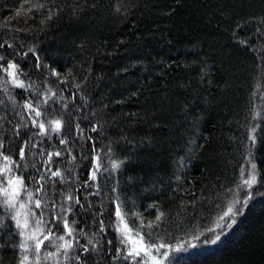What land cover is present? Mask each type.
Wrapping results in <instances>:
<instances>
[{
    "label": "trees",
    "instance_id": "trees-1",
    "mask_svg": "<svg viewBox=\"0 0 264 264\" xmlns=\"http://www.w3.org/2000/svg\"><path fill=\"white\" fill-rule=\"evenodd\" d=\"M72 5L80 8L74 11ZM0 46V55L22 63L26 59L29 67L35 56L22 54L34 48L44 66L30 73L34 87L28 91L0 82V140L5 154L20 165L16 171L25 177L27 189L39 187L31 176L38 179L46 171L48 152H62L51 167L74 184L77 178L83 182L94 157L100 156L98 179L89 181L93 187L88 191L96 192L97 184L100 190L89 200L97 208L103 204L105 217L111 211V219H105V234L99 233L98 223L80 225L87 239L103 244L99 253L91 254L98 264H136L140 259H125L131 245H122V233L114 230L117 195L129 226L149 243L171 245L161 252L170 259L180 258V264H264V196L255 189L249 206L231 230L224 229L221 241L203 243L206 229L234 199L241 169L247 173L250 167L248 129L256 122L254 112L264 114V102L259 100L264 93V0H0ZM48 65L61 71V79L68 83L51 76ZM25 100L43 111L40 120L49 129L46 136L35 135L39 129L31 124L34 113L22 107ZM189 109H195L199 118L198 130L191 136L196 143L191 145L185 119ZM69 117L71 135L50 131L51 120ZM17 125L20 136L14 135ZM96 125L98 132H92ZM61 135L67 136V145L59 144ZM125 135L138 142L150 137L152 142L138 143L133 150L121 140ZM25 140L22 161L18 148ZM93 143L95 151H90ZM110 144L113 158L123 159L129 153L134 157L123 174L111 169ZM178 155L184 157L181 166L175 164ZM253 160L260 179L264 144L259 140ZM45 205L31 207L37 217L43 210L44 219L50 220L47 197ZM158 210L163 213L159 222ZM8 220L0 198V225ZM87 239L79 237L80 244ZM47 245L45 241L42 251L54 250ZM116 248L122 249L118 259H114ZM153 254L164 259L160 252ZM17 259L18 249L0 247V264H16Z\"/></svg>",
    "mask_w": 264,
    "mask_h": 264
},
{
    "label": "snow or ice",
    "instance_id": "snow-or-ice-1",
    "mask_svg": "<svg viewBox=\"0 0 264 264\" xmlns=\"http://www.w3.org/2000/svg\"><path fill=\"white\" fill-rule=\"evenodd\" d=\"M37 7H43V5H37ZM75 11L76 8H80V5L71 6ZM81 10H83L81 8ZM119 11V8H117ZM51 16H49V19ZM259 31V30H258ZM242 43H244L242 41ZM2 47V46H0ZM11 47V45H8ZM29 53L35 56V63L29 67L26 59L22 63L16 59H6L4 55H0V72L4 75L0 77V82L8 84L16 89L28 91L34 87L30 82V73L34 70H41L44 66L40 63L39 56H36L35 49L29 48L28 52H24L23 58H27ZM47 70L51 76L56 77L61 83H68L67 79H61V71L51 65L47 66ZM201 71H205V67L202 66ZM264 71V69H262ZM68 76H72L69 71ZM203 79V76L201 77ZM77 89H80L81 85H76ZM48 93L55 95V92L51 89H47ZM11 98V94L8 93ZM47 94V93H46ZM19 95L23 96V92ZM257 93H253L256 96ZM83 98V97H82ZM259 100L264 102V93L259 95ZM46 102V101H44ZM22 107L27 109L30 113H34V117L31 120L33 127L38 128L39 131L35 135L44 137L48 134L49 129L46 128L45 123L40 120L43 116V111L39 105H35L33 102L25 100ZM66 107V105H65ZM195 109H189L186 111L185 119L189 122V135L190 139L187 141V145L195 144L196 141L191 139L198 130V117L194 114ZM253 121L248 129V144L247 149V163L250 166L245 173L244 169H241V179L237 184V192L234 199L226 207V210H222L220 214L212 221V226L206 229V234L203 236L204 244L215 245L221 241L222 235H224V229L231 230L237 223V217L242 215V209L249 206L250 201L253 199L254 189L259 195L264 196V177L258 179L260 173L257 169V164L253 160L254 149L256 148L257 141L264 144V114L259 111L254 112ZM50 131L54 133L66 132L71 135L72 120L69 117L66 121L63 119H53L50 121ZM76 130L82 132L80 124H76ZM99 125L91 127L92 132H98ZM31 131V129H29ZM14 135L20 136L19 125L14 127ZM25 135H27L25 133ZM88 140H94L93 137L88 136ZM121 140L131 146L134 150L138 143L151 144L150 137L142 141H136L135 138H129V136H122ZM69 143L67 136L61 135L59 138V144L67 145ZM119 144L120 140L115 141ZM186 145V146H187ZM28 146L27 140L24 141L23 146L18 148L20 160L25 159V150ZM35 146V145H34ZM5 148L4 141L0 140V157H2L4 163L0 165V198L2 203L9 214V220L0 225V247H11L18 249V259L16 264H47L51 261V264H98L91 254L99 253L103 249L102 242L97 239H87V232L80 225L88 226V222L92 221L98 223L99 233L105 234V219H111L112 212L109 211L108 216L105 217L103 211V204L99 208L95 203L89 200V196H96L99 193V185H96V192L88 191L93 187V184L89 181H97V172L101 168L100 156L97 154L94 157L95 163L91 165L90 174H86L80 183V178H77L76 183L70 181L66 177L65 173L59 169L53 170L52 165L58 161L54 157H61L62 152L56 150L54 152L47 153V160L44 167L45 172H40L38 179L36 176H31V179L39 184V187L33 191H29L25 185V177L17 174L16 169L20 168V165L16 163L11 155H6L3 151ZM191 151V148L188 149ZM7 151H11L9 148ZM90 151H95V144L90 147ZM109 159L108 162L111 165V169L114 172H121L123 174L126 171L127 164L133 162L134 157L129 153L123 159L114 157L115 153L111 144L108 146ZM70 154V151H69ZM76 158L73 156L72 160ZM184 163V157L178 155L175 160L177 166H181ZM25 167H27L25 165ZM88 166H86L87 168ZM39 171V170H38ZM71 172V169H68ZM134 177H129V180H134ZM46 185L48 186L46 191ZM259 185V187H256ZM48 191L51 192V196H48ZM112 191L116 192L117 189L113 188ZM231 191V189L229 190ZM243 191V195L240 193ZM36 192L43 195L37 197ZM81 193H83L81 195ZM22 196L24 197L22 199ZM47 197L48 203L51 204L50 215L52 219L45 220L43 210L40 216L37 217L32 209L34 204L35 208L43 209L45 205V198ZM54 213V215L52 214ZM114 214L117 220L114 222V230L117 233H122V239L120 243L122 245L130 244L131 247L127 249V257H132L136 260V264H180V258L170 259L167 252H161V249L165 247L171 248V245H165L164 243L154 244L145 240L144 234L139 230L133 229L125 221L126 213L123 212L119 195L115 200ZM162 212H159L156 217V221L159 222ZM71 218V219H70ZM50 225V226H49ZM123 225V228H121ZM144 225L141 220V226ZM149 228L153 226V222L149 221ZM55 230V231H54ZM135 232V236L132 233ZM147 235L151 236V232ZM79 237L87 239L86 244H80ZM193 240H200L199 236H193ZM45 241H48L47 247L54 249L53 251H42V246L45 245ZM113 241L108 240L107 244L112 245ZM192 249H196V244H191ZM153 249L156 252H160V255L164 259H158L153 254ZM121 248H116L114 251L116 255L114 259L119 258ZM177 248V251H180ZM107 251L111 252V249ZM143 253V256L141 254ZM195 255V253H192Z\"/></svg>",
    "mask_w": 264,
    "mask_h": 264
},
{
    "label": "rangeland",
    "instance_id": "rangeland-1",
    "mask_svg": "<svg viewBox=\"0 0 264 264\" xmlns=\"http://www.w3.org/2000/svg\"><path fill=\"white\" fill-rule=\"evenodd\" d=\"M155 250L153 249V252H154ZM143 254V253H142Z\"/></svg>",
    "mask_w": 264,
    "mask_h": 264
}]
</instances>
